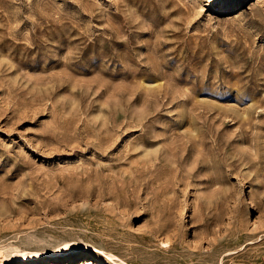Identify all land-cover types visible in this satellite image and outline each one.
Returning <instances> with one entry per match:
<instances>
[{"label": "rangeland", "instance_id": "obj_1", "mask_svg": "<svg viewBox=\"0 0 264 264\" xmlns=\"http://www.w3.org/2000/svg\"><path fill=\"white\" fill-rule=\"evenodd\" d=\"M0 258L264 264V0H0Z\"/></svg>", "mask_w": 264, "mask_h": 264}, {"label": "bare ground", "instance_id": "obj_2", "mask_svg": "<svg viewBox=\"0 0 264 264\" xmlns=\"http://www.w3.org/2000/svg\"><path fill=\"white\" fill-rule=\"evenodd\" d=\"M230 1H233V0H219V2H221V3H226V2H230ZM260 1H262V0H260ZM4 255V254H3ZM5 256V255H4ZM64 256H67V257H69V258H72V257H74V254L73 253H71V252H68V253H66V254H64V255H59V256H57L56 258H59V257H64ZM2 257V256H1ZM5 258H6V256H5ZM7 260V259H6ZM60 260V259H59ZM1 258H0V264H1ZM4 262V261H3Z\"/></svg>", "mask_w": 264, "mask_h": 264}]
</instances>
